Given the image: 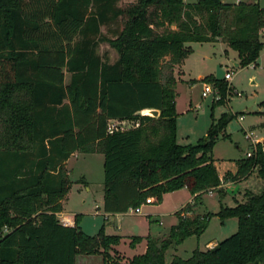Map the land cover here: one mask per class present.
I'll list each match as a JSON object with an SVG mask.
<instances>
[{
  "label": "trees",
  "instance_id": "1",
  "mask_svg": "<svg viewBox=\"0 0 264 264\" xmlns=\"http://www.w3.org/2000/svg\"><path fill=\"white\" fill-rule=\"evenodd\" d=\"M263 28L258 1L136 0L125 7L119 0H0V264H75L78 254L96 252L102 264H264L261 141L235 159L231 177L256 170L263 186L217 212L235 215L237 229L187 257L165 258L214 213L193 207L220 184L212 147L230 117L223 112L195 142L179 143L175 67L189 42L217 39L236 49L238 65L254 62ZM101 41L116 48V59L97 52ZM203 78L218 84L213 102H223L228 82ZM111 118L138 124L108 132ZM75 150L103 153L105 211H126L150 196L159 201L182 186L192 201L175 211L166 236L147 235L143 252L125 256L114 248L119 234L85 232L80 212L72 225L57 216L71 186L64 162Z\"/></svg>",
  "mask_w": 264,
  "mask_h": 264
},
{
  "label": "rangeland",
  "instance_id": "2",
  "mask_svg": "<svg viewBox=\"0 0 264 264\" xmlns=\"http://www.w3.org/2000/svg\"><path fill=\"white\" fill-rule=\"evenodd\" d=\"M135 1L119 0V4L126 7ZM245 1H258L264 6V0ZM102 29L105 31L106 27L102 26ZM157 29L161 30V27ZM260 36L264 41V29L260 31ZM190 45L191 50L183 59L181 72L177 73L180 78L175 85L177 141L181 144L195 142L206 133L212 118L217 119L226 112L230 117L212 147L217 160L230 161L243 154L250 147L251 141L246 133L260 140L264 150V42L256 60L245 65L235 64L239 60L237 51L223 40L191 41ZM97 52L110 61L118 56L116 48L107 41L98 44ZM227 70L232 72V76L227 81L229 91L223 102H213V92L201 94L206 83L213 88L216 83L214 80L204 79V76L210 74L218 79H224ZM68 78L69 73L65 70V80ZM224 133H228L229 137L223 136ZM222 167L220 164V171ZM66 168L71 186L64 199V212L71 216L80 212L79 225L89 234H95L101 228L105 233L120 234V240L114 248L127 256L143 252L146 248L147 235L155 236L168 230L177 220L174 211L193 198L191 190L187 186H182L164 192L159 201L143 200L138 205L139 212L131 207L124 212L111 213L103 209V153L94 151L71 155L67 159ZM232 174L234 173L226 171L222 179L236 180L237 178L231 177ZM258 177L259 175L255 174L249 181V186H242L236 182L223 186L220 185L222 181L220 176V184L212 187L216 190L212 192L204 190L201 193V202L195 205L198 212H214L210 215L205 228L200 233L190 234L180 243L169 246L165 258L170 260L174 254L187 257L194 248L204 249L208 247L210 241L220 240L234 232L237 229V217L235 215L221 217L217 212L221 204L233 206L237 201L245 200L247 192H258L263 186ZM219 187L229 196L222 197L224 194L220 196L217 190ZM230 201L233 205H228ZM135 235L138 237H133ZM109 251L114 253L113 248ZM102 263V253L96 252L78 254L75 264Z\"/></svg>",
  "mask_w": 264,
  "mask_h": 264
},
{
  "label": "crops",
  "instance_id": "3",
  "mask_svg": "<svg viewBox=\"0 0 264 264\" xmlns=\"http://www.w3.org/2000/svg\"><path fill=\"white\" fill-rule=\"evenodd\" d=\"M224 1H234V2H237V1H239V0H224ZM264 29V28H263ZM262 30V29H261ZM262 38V37H261ZM217 40H222V39H217ZM217 40H214V41H217ZM262 40H263V38H262ZM226 42V41H225ZM264 42V41H263ZM227 43V42H226ZM189 44H190V42H189ZM228 44V43H227ZM102 55V54H101ZM103 56V55H102ZM183 62V61H182ZM238 62V61H237ZM182 64V63H181ZM181 64L180 65H177L176 67H175V76H176V78H177V80L180 78V76L177 74L178 72H181V69H180V67H181ZM235 64L236 65H238L236 62H235ZM66 70V69H65ZM65 70H64V73H65ZM67 71V70H66ZM68 72V71H67ZM69 73V72H68ZM69 77H70V74H69ZM69 81V78H68V80L66 81L65 80V82H68ZM240 119L242 118L241 116L239 117ZM246 136L247 137H249V138H251V141H250V147H248V149H246L245 150V152L243 153V154H241V155H239L238 157H235V158H233L232 160H230V161H226V160H223V161H219V160H217L218 158L217 157H215L214 155H213V152H212V155H213V158H214V162H215V164H216V167H217V170H218V173H219V175L221 176V179H222V175H223V173H225L226 171H231V172H235L236 171V168H237V165H236V162H235V159L236 158H239V157H242V156H246L247 155V152L248 151H250V150H252L253 149V146H254V144L257 142V141H260V140H257L255 137H252L251 136V134L250 133H246ZM262 147H263V145H262ZM79 153H83V151H79V150H75V151H73L70 155H69V157L71 156V155H76V154H79ZM68 157V158H69ZM67 158V159H68ZM67 159L65 160V167H66V162H67ZM220 164H222L223 165V167H222V169H221V171L219 170V165ZM67 169V168H66ZM68 171V170H67ZM255 174H257V172H256V170H254L253 172H251L247 177H243V178H238V179H236V180H232V179H230V180H228V179H222V181H221V184L220 185H223V186H229L230 184H232L233 182H236V183H239V184H241L242 186H249V181L250 180H252V178H254V176H255ZM260 177V176H259ZM258 177V178H259ZM259 179H261V181H262V185H263V180H262V178L260 177ZM213 190H216V188H209L208 189V191L209 192H212ZM246 193V192H245ZM226 196H229V194L227 193V192H225L224 193V195L222 196V197H226ZM65 197H66V195H65ZM65 197L62 199V210L61 211H59V212H57V216L60 218V221L63 223V224H66V225H72V224H74V216H71V215H69V214H66L65 212H64V199H65ZM192 201V200H191ZM232 201H230V204H228V205H233V203H231ZM227 204V203H226ZM176 210H178V209H176ZM175 210V211H176ZM175 211H174V214H175ZM107 212H110V211H107ZM119 212H124V211H119ZM193 212L194 213H202V212H198V211H196V206H194L193 207ZM111 213H117V212H111ZM188 213H191V212H188ZM176 215V214H175ZM62 218H65V221H62ZM176 218H177V215H176ZM176 222H177V220H176ZM175 222V223H176ZM159 223H161V221H159ZM172 224H174V223H172ZM171 224V225H172ZM170 225V226H171ZM169 229H170V227L168 228V230H166V231H164L163 233H160V234H157V235H155L154 237H157V238H163L164 236H166L167 235V233L169 232ZM120 235V234H119ZM217 242V239L216 240H213V241H210L209 242V244H208V247H210V246H212V245H214L215 243ZM119 250V249H118ZM120 251V250H119ZM166 252V251H165ZM120 253L121 254H124L122 251H120ZM125 256H127L126 254H124ZM174 255H176V254H174ZM129 256V255H128ZM172 258V257H171ZM167 260V259H166ZM167 261H169V260H167Z\"/></svg>",
  "mask_w": 264,
  "mask_h": 264
},
{
  "label": "built area",
  "instance_id": "4",
  "mask_svg": "<svg viewBox=\"0 0 264 264\" xmlns=\"http://www.w3.org/2000/svg\"><path fill=\"white\" fill-rule=\"evenodd\" d=\"M231 76H232V72L229 71V70H227L224 73V79L226 81H229V79L231 78ZM208 92H213L214 93V98H218L220 96L218 84L215 83V87L213 88V86H211L210 84L206 83L204 85L203 89H202L201 94L202 95H206ZM128 121H130V122H128ZM137 124H138V121H134V120H130V119H116V118H111V119L108 120V123H107V131L108 132H112L113 130L123 129V128L129 127L131 125H137ZM251 153H252V150L248 151L247 152V155H250ZM146 200L147 201L154 200V197H152V196L147 197ZM133 210L136 211V212H139L140 211V207L139 206L133 207ZM62 221H65V218H62Z\"/></svg>",
  "mask_w": 264,
  "mask_h": 264
},
{
  "label": "water",
  "instance_id": "5",
  "mask_svg": "<svg viewBox=\"0 0 264 264\" xmlns=\"http://www.w3.org/2000/svg\"><path fill=\"white\" fill-rule=\"evenodd\" d=\"M236 63H238V62H236ZM147 111H148L149 113L153 114V115H156V114H158V112H159L156 108H148Z\"/></svg>",
  "mask_w": 264,
  "mask_h": 264
}]
</instances>
